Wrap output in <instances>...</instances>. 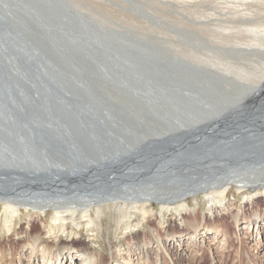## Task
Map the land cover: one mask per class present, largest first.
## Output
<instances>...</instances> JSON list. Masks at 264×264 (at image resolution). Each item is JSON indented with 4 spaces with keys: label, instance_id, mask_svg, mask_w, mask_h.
<instances>
[{
    "label": "bare ground",
    "instance_id": "6f19581e",
    "mask_svg": "<svg viewBox=\"0 0 264 264\" xmlns=\"http://www.w3.org/2000/svg\"><path fill=\"white\" fill-rule=\"evenodd\" d=\"M177 1L175 37L168 35L171 23L164 20L167 32L156 38L168 56L194 72L177 73L174 84H169L170 78L166 83H155V78L154 84L143 79L139 86L120 81V87L133 94L142 90L138 93L146 111H136L134 102L125 105L117 95L110 94L109 100L100 97L75 62V68L67 64V71L59 74L55 67L12 66L8 77L19 75L16 85H10L9 78L0 83L4 228L12 231L17 214L24 210L28 225L36 217L46 221L53 213L46 232L55 239L70 230L69 220L85 222L92 238L94 223L100 225L108 217L116 231L136 229L134 233L141 235L135 246L127 244L128 258L121 252L123 245L111 248L107 257L74 244V239L57 247L48 245L43 233H31L21 250L29 249V264H39L37 260L41 264V256L42 264H67L69 258L70 264H148L151 244L158 248L156 259L165 264L160 229L150 223L155 206H160L161 214L189 209L188 198L201 194L210 210L214 205L225 208L233 187L248 192L247 199L264 195V0ZM120 61L133 74L130 80L143 78L145 64L141 69L130 65L133 61L128 67ZM105 106L110 117L101 113ZM118 154L129 158L108 165ZM133 157L138 159L133 162ZM126 163L129 166L120 169ZM197 214L191 212L193 220L187 221L186 230L192 232L177 237L191 242L201 236L216 242L228 237L220 225L202 226ZM260 217L255 213L259 226ZM233 218L238 222L239 213ZM145 222L148 230L143 229ZM173 240L179 239L173 234L169 242ZM16 258L19 262L14 263L15 256L8 258L0 251V264H24L22 253Z\"/></svg>",
    "mask_w": 264,
    "mask_h": 264
},
{
    "label": "rangeland",
    "instance_id": "374dc122",
    "mask_svg": "<svg viewBox=\"0 0 264 264\" xmlns=\"http://www.w3.org/2000/svg\"><path fill=\"white\" fill-rule=\"evenodd\" d=\"M40 1L44 4L43 8H41ZM31 2L32 7L36 6L38 9H41V12L45 10L51 23L50 26L49 24L31 23L35 26L33 29L34 32L45 35L49 34L48 41L51 43L52 40L53 47L60 48L62 52L69 55V60L66 62L71 61L72 63L80 64L83 68L80 72L81 76L85 78V81L91 80L92 88L100 97H107L106 100L110 99V94L117 95L118 99L124 98L119 101L125 105H131V102H134L136 105L134 107L135 110L143 112L146 111L147 106L140 103L141 96L138 92L143 93L142 90L140 91L137 88L138 92L135 91L136 93L133 94L126 88L120 87V81L128 84L133 83L136 86L143 84V79L146 80L147 78L153 84L154 82L163 83V80L166 83L168 82L167 78H170L169 82H174V79H177V73L182 74L187 72L186 74L188 75L194 72L191 67L181 66L180 63H177L176 59L168 56L167 51L162 49V45L158 41L159 38H156L158 36H164L167 32V30H164V20L171 23L170 30H168V35L171 33L169 36H174L178 31L175 24H177L179 14L178 9L174 7L178 2L177 0H31ZM20 8L22 7H18L17 11H24L20 16L22 18L25 17L27 19L26 21L32 22L40 20H37L33 15L27 14L25 8H22L23 10H20ZM37 16L41 18L39 15ZM44 17L45 14L42 12V18ZM55 22H58L56 27L53 25ZM47 30L50 33H47ZM115 35H118L117 38L121 40L120 42L115 38ZM130 41L132 42L130 43ZM139 43L145 46L139 45ZM132 47L139 52L132 50ZM71 54H75V56L71 57ZM121 57L126 59H122ZM117 59L118 62L122 60L120 62L127 63V67L129 66L128 63L133 61L139 66L133 62L130 65L141 69L146 68L144 69V74L142 70H139V72H142L143 78L136 79L135 81L130 80L129 78L133 74H130L131 72L126 70L124 66H120L121 64L117 63ZM140 64H145L144 68ZM117 67H122L120 68L122 71ZM33 68L34 66L29 69ZM149 68L153 69L149 71ZM119 74H122V76H119ZM155 78L156 81H154ZM173 82L169 84H174ZM95 92L90 95L94 97ZM166 93L170 94L172 91H167ZM176 94L174 95L172 93L174 97H176ZM102 102L106 104L105 101ZM112 104L114 103L111 102L108 105L110 106ZM109 106L102 107L101 113H106L105 115L110 117ZM142 106L144 107L142 108ZM118 107L122 109L121 105H118ZM124 112L127 113L128 111L124 110ZM109 117L108 121L111 120ZM116 117H123V115ZM108 121L105 124L108 125ZM238 191L235 187L230 190L226 198L227 206L225 208L214 205L210 210V202L207 199H203L205 200L203 201L201 194L200 196L195 195L197 197L191 196L188 198L189 204L191 205L189 209L181 208L173 210V208L161 214L160 206H155V216L151 218L150 223L152 226L160 229L161 234L159 233V236H161L165 245L164 254H167L163 258V261H166L164 263L264 264V195L255 198L252 196V199H247L245 198V194L248 192H243V194ZM193 211L198 212V219L203 223L202 226H211L212 224L220 225L227 229L228 237L220 242H216L217 239L213 240L203 236L200 239L197 237L194 242H191V239L177 237L181 232H192L190 229L186 230V227L188 226L187 221L193 220V216L191 215ZM236 212L239 213L238 222H235L233 218ZM255 213L262 214V217H260L261 226L258 225L259 222L257 224L255 223ZM0 214L2 221V223L0 221V251H3L8 258L15 256L14 263L19 262V259L16 257L22 253L23 260L25 259L24 264H29V249H25V253L22 252V249L25 244L23 241H26L27 236L31 233H43L46 243L48 245L54 244L57 247H61L63 243L74 239V244L87 245L90 249L94 248L97 251H102L107 257L111 253V248L115 251V249L123 245L121 252L126 256L128 255V258H131V256L129 257L131 253L126 249L127 244L133 247L138 243V238L141 237V235L134 233L136 229L126 232H122V229L116 231V223L108 217V222L104 218L99 223L100 225L95 224L96 222L94 223L92 227L94 231L92 233L95 234L92 238L88 235L91 231L88 230L89 226L85 222L78 224L73 220H69L68 228L70 230L67 233L60 234L55 239L53 236H47L49 233L46 232L48 230L46 227L52 221L53 213L46 216V221L42 217H36L35 220L31 219L28 225L26 220L28 211L22 210L16 216V222L19 221L15 224L12 231H7L6 227L4 228L6 213L1 206ZM248 219L250 220V228L247 227ZM251 220H254V222L252 223ZM27 228L28 232H26ZM143 229H149L148 222H145ZM71 230H75V233H72ZM173 234L179 240H173L170 243L169 238ZM108 237L109 240L107 239ZM74 244L73 246H75ZM210 246L211 249H209ZM102 247L105 248V251L102 250ZM150 247L148 251V259L150 262L148 264H162L160 262L161 259H156V249H158L156 244H151ZM160 255L161 253H159ZM39 258L42 264L43 257L41 256ZM67 261V264H70V258ZM37 262L40 264V261L37 260Z\"/></svg>",
    "mask_w": 264,
    "mask_h": 264
},
{
    "label": "water",
    "instance_id": "95a60500",
    "mask_svg": "<svg viewBox=\"0 0 264 264\" xmlns=\"http://www.w3.org/2000/svg\"><path fill=\"white\" fill-rule=\"evenodd\" d=\"M40 4L41 8H43L44 4L41 1ZM18 7L25 8L27 14L33 15L37 20H40L26 21L25 17L22 18L20 16L24 11L18 12ZM22 8L20 10H23ZM38 11H40L39 14ZM42 12L45 14L44 18H42ZM42 12L36 6L32 7L31 0H0V83L9 78L10 85H16V78L19 75H10L8 77V71L12 66L16 68H32L34 66L36 69L40 67L49 69L55 67L58 74L63 72L59 71L61 69L67 71V64L75 68V63L66 62L69 60V55L62 52L60 48H54L52 40L51 43L48 41L49 34L34 32L35 26L31 24L33 22L43 25L49 24V26L51 24L45 10H42ZM57 24L58 22L53 23L54 27ZM47 33L50 32L47 30ZM70 56L74 57L75 54ZM81 69L83 68L81 67ZM43 77L45 79L46 76L44 75ZM128 158L127 154L113 155L110 157L108 165L113 161L118 163ZM137 159V157L132 158L133 162ZM128 166L127 163L123 164L120 169Z\"/></svg>",
    "mask_w": 264,
    "mask_h": 264
}]
</instances>
